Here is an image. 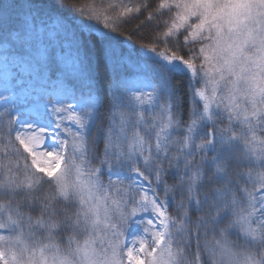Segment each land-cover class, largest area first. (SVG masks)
I'll return each instance as SVG.
<instances>
[{
    "label": "snow or ice",
    "instance_id": "1",
    "mask_svg": "<svg viewBox=\"0 0 264 264\" xmlns=\"http://www.w3.org/2000/svg\"><path fill=\"white\" fill-rule=\"evenodd\" d=\"M106 12L0 0V264H264V0Z\"/></svg>",
    "mask_w": 264,
    "mask_h": 264
},
{
    "label": "trees",
    "instance_id": "2",
    "mask_svg": "<svg viewBox=\"0 0 264 264\" xmlns=\"http://www.w3.org/2000/svg\"><path fill=\"white\" fill-rule=\"evenodd\" d=\"M18 2L20 4H25L27 2V0H18ZM68 3L70 4H74L77 7H82L84 5H88L94 12H99V13H103L105 15H107L108 13L106 12V9L108 7V5L105 3L104 0H67ZM134 2V0H126V3H131ZM156 2H158V0H156ZM35 6L37 8H43V7H47V8H51V3L52 0H34ZM17 11H21V9H17ZM149 11H151V9H149ZM146 13L145 15H141L138 19H134L132 20L130 23L125 24L120 31L124 33V35H132L133 30L137 27V25H140L141 22L145 23V27L141 30L140 34L137 35H132V39L134 41H138V42H142V43H151V40L146 38L143 41H140V35H144L145 37H147L150 33H154V32H159L162 33L165 29L163 27V20L168 19L167 16L164 17H157L156 19H154L151 23L146 21ZM69 20H73L72 16H68ZM73 23L75 25H77L78 27H80L82 30H84L85 32H87V28L84 26L83 22L80 19H75L73 20ZM103 21L101 20V25H102ZM157 24H160V27H156ZM97 35H100L99 32L96 33ZM180 39H182V37H180ZM159 50L163 51L166 47V45L164 43H160L155 45ZM171 45L169 44L168 47H170ZM124 47L126 48H131L130 45L127 44V42H125ZM51 68L56 69L57 68V64H51L50 65ZM51 72H53V69L51 70ZM200 85H197V87H199ZM100 88L103 92L108 93L110 95V89L108 87V74L104 73L103 71L101 72L100 75ZM184 120L187 121L188 120V114L187 111L185 112L184 115ZM224 123L225 121H223L222 123H219L220 127H224ZM0 135H2V133H0ZM177 138H179L182 134L181 133H177L175 134ZM200 141V140H199ZM103 145H100V148L102 149ZM4 151H6L5 148V144L0 141V153H3ZM196 158V157H195ZM0 160H3V157L0 156ZM6 163V161H4ZM93 165H96L98 162L97 161H92ZM173 181L171 179H169L168 183L171 184ZM48 186L45 185V190L47 191ZM249 191L250 189L247 188ZM161 195H163V193H161ZM180 198L177 196V200H179ZM22 211H24L26 214L28 213V209H22ZM169 213L170 215L175 216L176 213V208L175 206H172L169 208ZM32 215H35V213H32Z\"/></svg>",
    "mask_w": 264,
    "mask_h": 264
},
{
    "label": "rangeland",
    "instance_id": "3",
    "mask_svg": "<svg viewBox=\"0 0 264 264\" xmlns=\"http://www.w3.org/2000/svg\"><path fill=\"white\" fill-rule=\"evenodd\" d=\"M104 1H105V3L107 5H109L111 3H117V2H119V0H104ZM124 3H126V0H124ZM56 55H57V57H59V46L58 45H56ZM62 67H63L62 64H60V65L57 64V68L56 69L51 68L49 66V73L48 74L55 73L58 68H62ZM52 69H53V72H51ZM141 79H143L142 76H132L130 78V83L138 84ZM145 91H151V89H145ZM209 94H210V86H209ZM47 99L48 100H52L53 98L51 96H49V97H47ZM69 103H70V101H69ZM2 111L3 110L0 109V113H2ZM5 119H7V118H5ZM226 126H227V121H225V123H224V127H226ZM65 127L72 128V127H74V125L70 124L67 120H65L64 125H62V127L60 129H57L56 126H55V124L52 123V124H50L48 126V131L53 136H65V132H64V128ZM234 131L237 134H239L240 127L239 126H234ZM200 142L201 141L197 140V143H200ZM49 143H51V140H49ZM196 159L199 160V156H196ZM245 171H247V170L245 169ZM256 171H258V170H254V172H253V177L254 178H255ZM241 184H242L243 187L249 188L250 191H256V190H258V185L254 184L253 181H247V182H245V181L241 180ZM161 196H163V195H161Z\"/></svg>",
    "mask_w": 264,
    "mask_h": 264
}]
</instances>
